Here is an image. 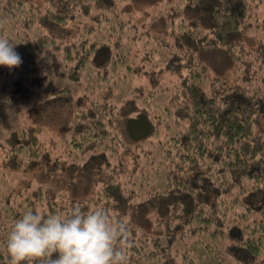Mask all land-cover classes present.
Returning <instances> with one entry per match:
<instances>
[{
  "label": "trees",
  "instance_id": "16d2710c",
  "mask_svg": "<svg viewBox=\"0 0 264 264\" xmlns=\"http://www.w3.org/2000/svg\"><path fill=\"white\" fill-rule=\"evenodd\" d=\"M176 1L154 2L160 4L153 3L148 23L129 20L146 29L136 40L159 44L146 72L152 82L165 70L177 77L164 97L151 95V108L131 97L119 105L88 94L74 98L64 86L37 101L32 124L20 123L0 140L4 174L19 176L23 185L0 203V264H9L7 237L25 212L66 215L76 207H102L127 224L128 264H197V245L216 264H264V0ZM118 2L44 0L37 17L25 19L43 25L39 50L47 44L59 51L72 72L87 62L108 72L113 52L125 47L114 31L127 34ZM29 4L0 0V10L21 8L25 14ZM112 16L115 24L106 27L114 37L100 41L101 27ZM153 23L159 26L152 31L147 27ZM241 35L254 44L247 46ZM211 52L226 53L223 66L205 62ZM27 61L33 63L30 53ZM26 71L13 82L15 91L44 83L37 67ZM138 77L132 82L137 96L145 86L137 84ZM55 105L66 119L71 116L63 155L39 137L45 109ZM153 144L160 148L156 155L165 156L156 167L144 160L155 158ZM78 153L89 154L80 162ZM152 168L157 182L132 200L141 172L151 178Z\"/></svg>",
  "mask_w": 264,
  "mask_h": 264
},
{
  "label": "rangeland",
  "instance_id": "374dc122",
  "mask_svg": "<svg viewBox=\"0 0 264 264\" xmlns=\"http://www.w3.org/2000/svg\"><path fill=\"white\" fill-rule=\"evenodd\" d=\"M29 1H33V4H29ZM43 1L44 0H24L26 5L29 4L28 6H31L30 10L25 14L22 13L21 8L11 12L0 10V36H4L11 40L15 44V52L22 56V62L18 67L9 68L3 66L4 69L0 68V140L7 131L12 128H17L20 123L26 125L32 124L33 119L31 117H36V111L33 107L37 106V101L40 100L42 96L52 94L53 91L59 90V88L64 86L74 91V98L81 96L85 100L88 94L91 96L94 95V98L98 100L100 98H107L109 102L119 105L117 102H121L122 98L128 99L131 97V101H133L134 104L151 108L153 106L151 103V95L153 96L157 93L156 99L162 98L167 91H170L173 83L177 82V77L172 75L168 70L159 72L157 82H152L154 80H152L146 72L150 69V64L154 63L156 60V53L159 52L155 49L154 44L157 46H159V44H157L158 42L156 41L154 43L148 40L145 44L143 41L136 40L137 35L139 37L142 31H146V29L140 25L132 26L129 24V20H134L135 18H140L141 21L147 23L150 22L152 19L150 16H153V14L151 15L150 13H154L152 10L154 5L158 7L160 4L154 2L168 1L174 4L177 2L176 0H119L117 8L125 11L124 15L121 14V17L126 21L124 32L125 34L127 32V34L124 36L123 33L114 31V36L119 35L123 39L125 47L113 52L114 59L111 58L107 65L109 66L108 72L102 68H97L92 62H87L79 72H72L71 69L63 65L59 51L50 48L47 44L42 45L40 47L42 49L39 50L38 45L41 42L40 35L43 34V25L38 26L35 22L27 21V18L32 15L34 18L37 17L38 12L42 11ZM181 4L182 2H179V6H181ZM38 7L41 9H37ZM24 8L23 6V9ZM27 14L28 17L25 19ZM114 18L118 21L117 17ZM111 23L115 24L113 16L111 21L107 20V23L101 27L99 36L101 37V39H99L100 41L106 40L105 36H112L108 33V28L111 26ZM117 24L119 26V23ZM107 25L108 28L106 27ZM158 26L159 24L156 26L155 23H153L151 27L149 26L147 28L153 31L158 28ZM150 30L147 31L150 32ZM253 33L256 34L255 31H253ZM241 38L247 46H252V44H254V40H250L245 37V35H241ZM132 41L136 43L135 48H133L134 44ZM148 48L149 53L147 54L146 49ZM28 53L31 54V59H33L32 64L27 61ZM123 54H126L128 57L123 58ZM226 58V53L222 54L218 52H211V54H206L204 56L205 62L215 67H217V65L223 66L222 64L225 63ZM34 67L40 70L39 76H46L44 83H42L41 86H31L30 89L27 90L19 87V89L15 91L13 82L23 74V71ZM134 72H137V76H134ZM136 77H138V85H145L139 88L140 91L138 90V96L133 93V91H137L133 86V83L137 80ZM1 87L4 88V91L1 90ZM140 92H142V94H140ZM107 93H109V96ZM145 94H147V96ZM39 107L40 105L36 108ZM45 110H47L48 114L47 116H43L42 122L40 121L41 124L39 125L41 126L35 124L40 128L38 129L40 131L39 137L42 141L45 140V146H50L51 144L53 150H55L57 154L63 155L66 151L65 146L68 144V139H70L68 138V130L70 128L69 118H71V116L66 119L68 116L66 111H59L56 105L52 109L49 107ZM55 111L60 112L58 116L61 115V120H56L54 116ZM23 116L25 119H23ZM154 141L156 144L159 143L156 139ZM156 144H153V146H151L152 149H150L152 154L155 155V158H144L146 162H153L151 163L152 167H156L157 164L160 163V160L163 161L165 159L164 153L156 155L160 149ZM81 154L82 153H78L75 159L83 162L88 157L89 153L84 155ZM145 155L148 156L147 151ZM1 157L2 153L0 152V160ZM155 169L156 168H152L149 172L151 178H148V174H146L145 170L141 172L142 175L139 177L140 181L135 182L136 185L132 191V200L137 201L139 199V197L136 198L137 196H134L135 193L138 195L139 191H147L150 189V184H152L154 181L153 178L156 175V171L154 172ZM145 177L148 179H145ZM156 182L157 180L154 181V183ZM21 185L22 180L19 179V176L12 173L5 175L4 168L0 164V203L4 200L3 197L7 192L10 193L13 189L21 187ZM138 186L140 187L139 190H137ZM195 249L194 257L196 258L197 264H216L214 257H212L210 252H207L208 250L203 246L197 245Z\"/></svg>",
  "mask_w": 264,
  "mask_h": 264
},
{
  "label": "clouds",
  "instance_id": "9594fccd",
  "mask_svg": "<svg viewBox=\"0 0 264 264\" xmlns=\"http://www.w3.org/2000/svg\"><path fill=\"white\" fill-rule=\"evenodd\" d=\"M15 44L0 36V65L18 67ZM131 247L127 224L100 207H79L66 215L27 211L14 221L6 241L9 264H128Z\"/></svg>",
  "mask_w": 264,
  "mask_h": 264
}]
</instances>
